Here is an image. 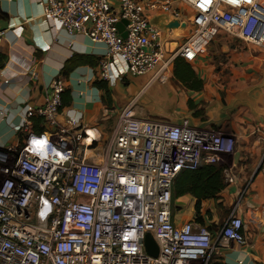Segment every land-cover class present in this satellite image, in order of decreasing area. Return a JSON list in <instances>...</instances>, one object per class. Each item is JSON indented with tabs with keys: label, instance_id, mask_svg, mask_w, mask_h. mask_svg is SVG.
<instances>
[{
	"label": "built area",
	"instance_id": "2783aa9c",
	"mask_svg": "<svg viewBox=\"0 0 264 264\" xmlns=\"http://www.w3.org/2000/svg\"><path fill=\"white\" fill-rule=\"evenodd\" d=\"M44 17L67 35L103 43L98 77L110 80V61L118 59L130 76L168 74L177 57L193 62L220 33L264 47V0H47ZM167 13L186 23L188 34L166 52L162 33L149 16ZM193 16V20L189 18ZM126 21L123 32L116 25ZM3 31H0V44ZM64 77L51 82L37 111L28 110L16 132L23 145L0 163V264H210L222 242L248 244L237 201L218 240L194 222L176 225L171 207L174 180L183 170L204 164L223 167L226 184H235L227 155L233 135L191 125L144 120L135 103L121 109L98 161L84 154L96 140L73 118L59 122ZM40 119L43 131L30 129ZM95 139L87 144V139ZM150 233L157 257L143 245ZM141 241V243L139 242Z\"/></svg>",
	"mask_w": 264,
	"mask_h": 264
},
{
	"label": "crops",
	"instance_id": "0c3cea01",
	"mask_svg": "<svg viewBox=\"0 0 264 264\" xmlns=\"http://www.w3.org/2000/svg\"><path fill=\"white\" fill-rule=\"evenodd\" d=\"M46 1L0 0V163L10 162L12 149L23 145L25 133L17 134L16 129L25 113L42 107L52 80L65 71L64 105L58 119L64 124L73 118L91 131L96 140L85 142L95 140L96 150L85 151L88 161H98L96 152L108 141L121 109L130 102L135 103L140 119H166L174 124L188 117L194 127L235 137L236 150L226 158L233 165L236 183L226 184L223 178L225 188L218 199L202 202L201 224L194 221L195 199L188 194L179 197L174 202V223L194 222L218 240L228 212L240 200L237 214L248 244L220 243L210 264H264V47L220 33L193 62L186 61L202 82L198 92L173 77V63L159 79L154 73L124 74V65L111 59L110 80L104 81L98 77V62L105 45L81 34L67 35L44 17ZM111 2L117 5V0ZM182 41V37L177 39V45ZM153 87L156 94L165 93L172 100L163 117L148 114L144 108L146 93ZM35 119L39 118L32 119L30 129L41 133L33 124Z\"/></svg>",
	"mask_w": 264,
	"mask_h": 264
},
{
	"label": "trees",
	"instance_id": "16d2710c",
	"mask_svg": "<svg viewBox=\"0 0 264 264\" xmlns=\"http://www.w3.org/2000/svg\"><path fill=\"white\" fill-rule=\"evenodd\" d=\"M66 74L67 72L65 71L62 76L64 77ZM172 74L173 77L185 88L197 92L202 90V82L196 78L194 71L184 59L177 57L174 60ZM188 104L189 106L191 105L190 102H188ZM199 113L200 112L196 114L199 115ZM33 124L35 127H37L38 132H42V127H38L40 124V119H35ZM224 188L225 185L223 181L222 166L202 165L195 170L181 171L174 180L171 190L172 216L175 213L174 202L179 197L188 194L195 199L194 209L196 217L194 221L201 224L202 220L200 217H198V214L200 213L202 202L218 199L219 194Z\"/></svg>",
	"mask_w": 264,
	"mask_h": 264
},
{
	"label": "water",
	"instance_id": "95a60500",
	"mask_svg": "<svg viewBox=\"0 0 264 264\" xmlns=\"http://www.w3.org/2000/svg\"><path fill=\"white\" fill-rule=\"evenodd\" d=\"M193 18L194 17L191 16L189 20L192 21ZM148 19L151 25L155 26L161 31L162 33L161 42L166 52H173L177 47V43H176L177 39L181 37L184 38L188 34L186 23L181 21L179 18L170 16L167 13H157L155 15L150 16ZM125 24L126 21L123 20L116 25L117 30L119 33H121L122 37L126 36V34L123 32ZM189 120L191 123L190 118ZM139 242L141 243V241ZM143 245L146 253L149 256L157 257L158 246L155 243L150 233H147L145 235Z\"/></svg>",
	"mask_w": 264,
	"mask_h": 264
},
{
	"label": "rangeland",
	"instance_id": "374dc122",
	"mask_svg": "<svg viewBox=\"0 0 264 264\" xmlns=\"http://www.w3.org/2000/svg\"><path fill=\"white\" fill-rule=\"evenodd\" d=\"M154 90H156L155 87L151 88L150 91L148 93H146L148 103L144 106V108L148 112V114L162 116L163 113H165L167 110L170 109L171 104H172V100H170L168 95H166L165 93H157L156 94ZM154 120H162V121L168 122V121H166V119L156 118Z\"/></svg>",
	"mask_w": 264,
	"mask_h": 264
},
{
	"label": "bare ground",
	"instance_id": "6f19581e",
	"mask_svg": "<svg viewBox=\"0 0 264 264\" xmlns=\"http://www.w3.org/2000/svg\"><path fill=\"white\" fill-rule=\"evenodd\" d=\"M92 135V133H90ZM88 140V139H87ZM88 143V142H87Z\"/></svg>",
	"mask_w": 264,
	"mask_h": 264
}]
</instances>
